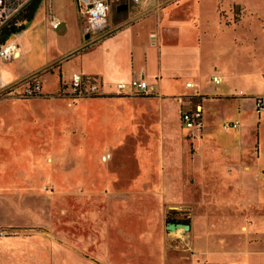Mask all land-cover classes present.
Instances as JSON below:
<instances>
[{
    "label": "crops",
    "instance_id": "0c3cea01",
    "mask_svg": "<svg viewBox=\"0 0 264 264\" xmlns=\"http://www.w3.org/2000/svg\"><path fill=\"white\" fill-rule=\"evenodd\" d=\"M44 1L46 0H43L40 6ZM74 1L80 31L87 41L84 51L76 56L79 58L77 68L80 71L73 70L69 77L65 78L63 64L69 65L73 58H68L63 63H55V59L45 71L58 73V86L54 90L45 91L42 84L40 94H51L56 90L73 94L72 74L80 72L94 79L99 84V93L106 96L74 98L71 101L55 96L0 101V104L6 101H21L28 105V109L30 106L33 109L32 116L28 118L29 122H23L26 120L20 116L19 121L12 125L4 120L0 107V231H3L0 234V264H89L87 258L77 251L79 247L82 249L88 241V221H73V219L68 221L57 215L63 205L66 207L70 204L71 208L75 204L74 195L82 191L78 187L83 186L85 179L83 176L70 173L67 169H62L63 172L65 171L64 174L66 173L63 182L55 178V173L58 171L54 170H36L32 167L34 170L28 168L15 171L13 174L8 172L9 157L4 153L3 146L6 143L8 148L17 147L18 144L7 138V133L12 132L14 126L26 127L31 124L54 131L51 132L50 138H47L49 143L41 145L44 149L40 151L45 155L36 156L38 160L43 156L49 163L58 157L59 149H56L54 145L56 141L54 137L58 136L57 133L61 134L59 139L64 136L67 138L64 143H68L70 139H73L70 138L72 136L70 133L76 132V151L81 154V160L85 161L84 154L87 158L89 156L92 127L103 129L102 148L104 150L99 156L104 159L102 153L110 150L111 146H119L122 140L128 142L126 137L137 131L132 123L135 112L158 113L162 118L161 126L165 130L175 131L177 129L175 125H180V129L184 127L186 130L194 131V135L195 132H199L200 139H193L198 145L194 164L198 158L207 157L212 163L207 162L203 168L219 167L222 164L219 162L220 155L227 153L225 151L227 142H223L212 134V130L216 127L213 123L210 124L209 130H203L206 125L205 116H207L203 105L209 101L229 103L240 98L251 97L256 106V98L253 95L259 92L264 93V30L254 26L252 29L235 32L225 30L217 17L218 0H149L147 2L128 0L120 7V10H126L128 14L117 21L110 19L107 31L112 32L96 41L93 40L95 38L93 34L96 33H92L91 39H89V33H84L85 26L77 2ZM113 1L110 2V12ZM181 6L185 7V17L180 16L182 15ZM39 8L31 22L23 21L25 28L13 35L15 39L23 38L29 32H32L33 38L37 35V28L33 24L38 18ZM51 8L53 14H46L49 20L52 16L56 18L53 6ZM118 25L122 26L117 27ZM142 29H147L148 41L138 47L134 44V38L141 34ZM254 33L258 36L257 41L253 38ZM87 34H89L88 37H86ZM27 42L31 49H34L36 42L34 43L33 40L32 42L27 40ZM18 44L20 55L17 58L0 61L4 64L2 66L0 64V85L5 83L10 86L18 83L19 80H31L35 77L43 80L44 72L36 71L38 66L33 64L37 57L48 53V50L52 48L51 43L46 44L45 47L39 45L37 55H32L30 62L25 60V52L20 43ZM255 48L256 57H251L250 54ZM216 60L219 63L214 66L213 63L217 62ZM98 62L101 63V67L97 64ZM207 75L212 78V81L214 76L220 79L219 83L214 81L216 85L227 82L233 83L234 88L211 95L205 87ZM180 76L184 77L182 89L178 85ZM134 78L145 79L154 84L155 92L138 97L130 91H118V83L128 82ZM107 79H112L116 83H108ZM190 80L195 83L194 92H190L188 88L191 87L186 86V82ZM156 85H160L158 89ZM199 89L210 96V99L201 104L204 126L201 130L189 129L178 115L179 104L175 96H194ZM156 92L160 96L154 95ZM113 93L118 95H111ZM228 96L237 98L230 100L226 98ZM242 103L239 100V108ZM196 104L198 103L192 102V105H187L186 108ZM261 114L258 112L257 124L260 122ZM245 128L248 130L247 126H242L234 135L235 142L232 140L227 143L236 153L234 158L229 160L225 177L230 180L229 183L233 180L227 176L229 173L239 176L241 180L240 191L229 188L226 200L237 203V199H240L242 205L261 208L264 211V166H262L263 159L260 154V137L258 154L253 156V141H244L247 132ZM254 128L251 129L252 133ZM258 128L260 135V124ZM111 133H117L118 137L115 138V135L111 137ZM179 145L183 147L181 139ZM46 146L50 147L46 148ZM239 147H241L240 150L237 149ZM40 151H36L35 147L20 145L18 152H15L14 161L17 163L31 161L34 158L33 154ZM239 151L242 154H239ZM105 157L110 158L111 155L108 154ZM73 178L75 183L72 185ZM223 184L224 182L221 183ZM253 199L256 203H252ZM256 221H262L257 225L264 227V215L261 216V211ZM254 249L255 251H252ZM246 251L236 264H253L254 261L255 264H264V234L259 235L254 245L248 246ZM154 258H160L155 264H170L166 260L168 258L166 255L160 257L156 253ZM234 260L237 261V258Z\"/></svg>",
    "mask_w": 264,
    "mask_h": 264
},
{
    "label": "rangeland",
    "instance_id": "374dc122",
    "mask_svg": "<svg viewBox=\"0 0 264 264\" xmlns=\"http://www.w3.org/2000/svg\"><path fill=\"white\" fill-rule=\"evenodd\" d=\"M127 2L128 0L113 1L109 23L110 19L117 21L128 14L126 10H120L121 5ZM51 6L61 23L57 29L52 28L49 17L46 16V14H53ZM216 8L218 21L227 31H242L252 29V26L264 30V0H218ZM184 11L185 7L181 6L182 15L180 16H186ZM37 17L33 24L38 29L34 38L32 32H29L23 38L15 39L12 35L8 40L15 39L20 43L27 62L31 61L32 55H37L39 45L45 47L46 44L51 43L52 48L48 50V53L37 57L33 64L38 66L36 71L44 72V90L49 91L57 88L58 73L46 72L48 65L55 59V63H63L66 59L73 58L69 65L63 64V76L68 78L73 70H78L79 58L76 56L84 51L87 41L80 31L74 0H46L40 6ZM120 26L122 25L117 27ZM111 32L106 28L102 33L93 34L95 36L93 40H99ZM84 33H89V39H91L92 33L86 31L85 27ZM254 34L253 38L257 41L258 36ZM147 36V29H142L141 34L135 36L134 44L141 47L148 41ZM27 40L36 42L34 49H31ZM256 54L255 48L250 56L256 57ZM216 61L213 63L214 66L219 63L218 60ZM97 64L101 67L100 62ZM195 79L198 80V78ZM211 79L208 75L205 78L207 81L205 87L211 95L234 88L233 83L222 82L216 85ZM31 81L33 79L19 80L9 88L7 86L0 89V101L39 96H55L71 101L74 98L106 96L101 93L78 96L56 90L51 94L26 97L22 95V92ZM106 81L116 83L112 79ZM178 81L182 89L184 77L180 76ZM187 83L193 84V87L188 89L194 92L195 83L191 80ZM159 86L156 85L157 89ZM114 94L118 95L117 93L111 95ZM137 95L144 97L143 94ZM154 95L160 96L158 92ZM180 96L200 104L210 99V96L201 92L200 89L197 90V95H179L175 96L176 100ZM253 96L264 102V93H255ZM226 98L232 100L237 97ZM239 100L243 102L240 108ZM203 106L207 114L203 130H209L210 124L213 123L216 127L212 130V134L223 142L229 143L232 140L235 142L234 135L242 126H247L244 141H253L252 155L256 156L259 151L260 137V154L263 159L262 166H264V109L261 111L259 120L261 123L257 124L258 112L251 97L240 98L229 103L209 101ZM0 107L4 120L12 125L19 121L20 116L25 118L26 121L23 122H29L28 118L33 112L32 106L28 109V105L21 101H6L0 104ZM178 109L179 107L177 112ZM132 119L137 131L134 134L131 133L132 136L126 137L128 142L122 140L119 146H111L110 150L102 153L104 159L99 156L104 150L102 148L103 129L92 127L89 156L87 158L84 154L85 161L81 160V154L76 151V132H71L70 138L73 139L64 143L67 138L63 136L59 139L61 134L57 130L58 136L54 137L56 140L54 145L56 149H59L58 157L49 163L43 156L40 160L36 156L45 155L40 151L44 149L41 145L49 143L47 138H50L51 132L54 131L39 125L14 126L13 131L7 133V138L18 144L17 147L8 148L6 143V147L3 146L4 153L9 157L7 170L12 174L23 169L31 170L32 167L36 170H54L58 171L55 173V178L60 182L65 180L66 174L62 169L83 176L85 179L83 186L78 187L82 191L74 195L75 204L71 208L70 204L66 207L63 205L57 215L68 221L71 219L88 221V241L82 249L79 247L77 251L87 258L89 264H155L160 259L154 258L156 253L160 257L166 255L168 257L166 260L170 264L238 263L242 255L247 252V247L254 245L258 236L264 234L263 225L259 227L257 225L262 221H256L258 213L261 211L262 216L264 211L261 208L242 205L240 199H237V203L226 200L229 188L240 191L239 176L227 174L233 178L232 183H229L230 180L225 177L229 160L234 158L236 153L232 150V146L226 143L227 153L220 155L221 166L203 168L207 162L208 164L212 162L207 157H202L198 158L194 164L198 145L193 139H200L199 132H195L194 135V131L186 130L184 127L180 129V125H175L177 127L175 131L165 130L161 126L162 118L158 113L137 111ZM234 120H239L238 128L224 127ZM259 124L261 125L260 135ZM253 128L254 133L251 131ZM113 135L115 138L118 137L117 133L110 134L111 137ZM180 139L183 147L179 145ZM20 145L35 147V150L40 152L34 153L31 161L17 163L14 161V155L18 152ZM49 147L46 146V148ZM237 149L240 150L241 147ZM113 151L117 152L113 153ZM108 154L111 155L110 158L105 157ZM74 179H72V185L75 183ZM223 182L224 184L221 185ZM228 183L229 187H227ZM252 203H256V200L253 199ZM173 221L189 223L191 227L189 230L183 228L169 230L167 223ZM234 258H237V261Z\"/></svg>",
    "mask_w": 264,
    "mask_h": 264
},
{
    "label": "built area",
    "instance_id": "2783aa9c",
    "mask_svg": "<svg viewBox=\"0 0 264 264\" xmlns=\"http://www.w3.org/2000/svg\"><path fill=\"white\" fill-rule=\"evenodd\" d=\"M31 0H0V34L3 29L15 22L19 27L23 24L19 18L26 11ZM135 2H147L149 0H134ZM81 18L83 20L86 31L90 33H102L108 26L110 2L111 0H76ZM51 26L57 28L60 25V20L51 17ZM14 35V34H13ZM19 44L15 39L5 40L0 43V60L9 61L12 58H17L20 55ZM216 83L220 79L213 77ZM43 80L40 77L33 78V81L28 83L22 92L26 97L35 96L41 93ZM8 86V87H7ZM187 87H193L192 83H187ZM9 88V85L3 83L0 89ZM71 89L74 95H97L100 91L99 84L92 78L80 72H74L71 79ZM119 92L130 91L133 94H151L155 92V85L149 83L145 79L134 78L128 82H120L117 84ZM13 93V92H10ZM179 103L178 113L184 125L189 129L201 130L204 126V114L201 104H196L189 108L187 105H192L191 100H185L183 96L177 98ZM256 108L258 112L264 109L262 99H256ZM239 120L228 122L225 128H237ZM3 231H0L2 234Z\"/></svg>",
    "mask_w": 264,
    "mask_h": 264
},
{
    "label": "trees",
    "instance_id": "16d2710c",
    "mask_svg": "<svg viewBox=\"0 0 264 264\" xmlns=\"http://www.w3.org/2000/svg\"><path fill=\"white\" fill-rule=\"evenodd\" d=\"M42 1L43 0H31L28 8L22 14V16L19 18V20H22L25 22H31L33 20L35 13L37 12V9L39 8ZM15 22L16 21L10 23L9 26H7L3 29L2 33L0 34V43L9 39L13 34H16L20 31L24 30L25 23H23L22 25L17 27ZM173 222H175V221H173Z\"/></svg>",
    "mask_w": 264,
    "mask_h": 264
},
{
    "label": "water",
    "instance_id": "95a60500",
    "mask_svg": "<svg viewBox=\"0 0 264 264\" xmlns=\"http://www.w3.org/2000/svg\"><path fill=\"white\" fill-rule=\"evenodd\" d=\"M89 34H87L86 37H88ZM191 227V225L189 223H185V222H169L167 223V228L169 230H176L178 228H183V229H186V230H189Z\"/></svg>",
    "mask_w": 264,
    "mask_h": 264
}]
</instances>
